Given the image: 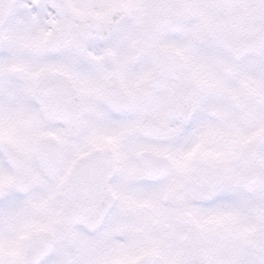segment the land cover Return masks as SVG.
I'll return each mask as SVG.
<instances>
[{
	"label": "snow or ice",
	"instance_id": "6c2138e0",
	"mask_svg": "<svg viewBox=\"0 0 264 264\" xmlns=\"http://www.w3.org/2000/svg\"><path fill=\"white\" fill-rule=\"evenodd\" d=\"M0 264H264V0H0Z\"/></svg>",
	"mask_w": 264,
	"mask_h": 264
}]
</instances>
